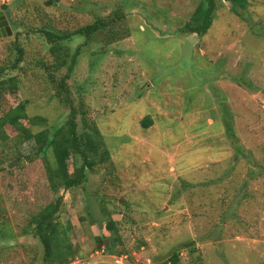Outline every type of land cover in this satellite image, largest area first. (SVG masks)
Wrapping results in <instances>:
<instances>
[{"label":"rangeland","instance_id":"obj_1","mask_svg":"<svg viewBox=\"0 0 264 264\" xmlns=\"http://www.w3.org/2000/svg\"><path fill=\"white\" fill-rule=\"evenodd\" d=\"M198 2L0 0L13 31L0 37V63L14 41L13 22L24 47L13 72L20 91L5 103L26 99L28 115L48 126L62 124L68 108L38 67L54 56L33 31L73 32L100 6L125 12L116 22L120 38L85 47L67 80L110 159L80 187L60 192V222L76 252L66 264H172L175 252V264H193L198 255L202 264H264V0H248L240 15L221 0L205 34L181 32ZM81 43L70 40L69 54ZM147 115L152 124L144 127ZM6 131L0 264H40V243L21 229L53 192L33 142L15 144L17 132ZM97 237L107 244L98 247Z\"/></svg>","mask_w":264,"mask_h":264},{"label":"trees","instance_id":"obj_2","mask_svg":"<svg viewBox=\"0 0 264 264\" xmlns=\"http://www.w3.org/2000/svg\"><path fill=\"white\" fill-rule=\"evenodd\" d=\"M221 0H199L190 19L180 28L187 34L203 35L210 28L215 17V10ZM229 2L231 10L240 15L239 10L244 9L248 0H224ZM3 7L7 8V4ZM97 8V7H95ZM123 7L113 6L110 10L98 7L95 10V19L86 23L73 32L42 26L33 33L44 39L45 46L54 56L49 65L39 61L38 67L44 68L48 74L50 84L55 91L54 96L68 108L67 117L60 125H45V118L29 116L27 113V100L18 99L6 104L7 94H16L20 91V80L16 72L21 69L24 59V47L19 37V24L13 22L17 28L14 41L9 46V54L0 63V145L6 144L9 135L7 127L16 131L15 144L25 141L31 143L36 157L42 158L53 198L41 206L37 212L31 214L27 223L22 227V235H30L37 239L42 247V260L40 264H66L75 256V248L68 235L66 224L60 222L62 193L61 190L73 189L83 185L97 167L110 159L109 151L104 147L103 135L94 120L88 119L83 99L75 98L67 84L71 76L73 65L80 52L90 45L102 43L101 37H108L105 41H116L120 37L116 22L124 18ZM102 14V15H101ZM27 32H25L26 34ZM30 34L24 36L25 44ZM81 38L82 43L76 47L74 53L69 54L68 42L74 38ZM66 67L64 74L56 79V72ZM141 123L144 127L152 124L150 116H145ZM33 126H43L34 130ZM108 215V214H107ZM106 228L115 232V221L108 218ZM98 247L104 245L103 238H98ZM111 247L108 246L107 249ZM179 254L174 253L169 262L175 264ZM164 264H168L165 262ZM193 264H202L198 255Z\"/></svg>","mask_w":264,"mask_h":264},{"label":"water","instance_id":"obj_3","mask_svg":"<svg viewBox=\"0 0 264 264\" xmlns=\"http://www.w3.org/2000/svg\"><path fill=\"white\" fill-rule=\"evenodd\" d=\"M2 12H0L1 14ZM2 19H4V21H2ZM3 29H5V32L3 31ZM0 36H7V35H11L12 34V29L10 27L9 24H7V20H5V16L2 14V16L0 17ZM104 243L107 244V239L104 240Z\"/></svg>","mask_w":264,"mask_h":264},{"label":"flooded vegetation","instance_id":"obj_4","mask_svg":"<svg viewBox=\"0 0 264 264\" xmlns=\"http://www.w3.org/2000/svg\"><path fill=\"white\" fill-rule=\"evenodd\" d=\"M0 12H2V13L0 14V17H1L2 14H3V15L5 16V20H7V24H9V20H8L6 14H5V12H4V10H3L2 8H0ZM2 21H4V19H2ZM9 25H10V24H9ZM3 31L5 32V29H3ZM0 33H1V31H0ZM0 37H2V36H0Z\"/></svg>","mask_w":264,"mask_h":264},{"label":"clouds","instance_id":"obj_5","mask_svg":"<svg viewBox=\"0 0 264 264\" xmlns=\"http://www.w3.org/2000/svg\"><path fill=\"white\" fill-rule=\"evenodd\" d=\"M12 29V28H11ZM13 32V31H12Z\"/></svg>","mask_w":264,"mask_h":264}]
</instances>
